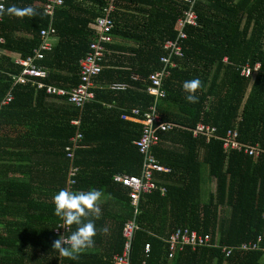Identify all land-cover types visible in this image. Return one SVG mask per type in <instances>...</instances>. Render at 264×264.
<instances>
[{"label": "trees", "instance_id": "obj_1", "mask_svg": "<svg viewBox=\"0 0 264 264\" xmlns=\"http://www.w3.org/2000/svg\"><path fill=\"white\" fill-rule=\"evenodd\" d=\"M3 1L5 9L11 5H31L37 15L20 19L5 12L1 16L0 37L5 42L0 45L4 51L0 54V102L12 84L11 76L21 71L8 53L21 59L32 55L41 43L40 31L47 28L43 13L45 0ZM106 3L107 0H66L57 9L52 35L58 42L37 63L49 71L45 83L62 89L79 85V63L88 53L94 35L89 26L104 16ZM185 9L186 4L179 0H119L111 15L117 42L107 46L112 54L106 55L104 69L94 80L103 87L95 88V101L81 109L67 104L65 111L56 116L62 120L61 128L45 132L58 139L59 156L65 160L61 189L67 188L70 165L65 149L71 147L70 140L76 135L72 120L81 119L79 133L82 135L74 152L73 166L81 169L80 166L93 165L92 159L112 163L110 179L104 184L111 188L113 198L124 205L122 214L112 217L109 223L113 256L122 252L123 226L133 219L134 212L128 191L114 183L113 177L116 174L138 176L143 164V157L133 146L141 138L143 127L123 121L122 117L131 116L132 110L148 111L154 105V96L148 92L149 77L163 68L160 59L168 55L164 46L168 41L177 40L176 25ZM196 13L197 25L186 26L187 38L180 40L183 55L172 57L176 66L169 69L162 83L166 98L157 105L162 120L178 126L162 137L153 152L172 174L160 177L167 188L164 196L154 191L141 202L140 215L136 217L140 230L134 237L133 263L264 264V0H199ZM247 63L252 66L259 63V71L249 77L242 76L241 68ZM193 78H199L203 85L196 93L199 99L195 104L186 101L187 93L182 88L184 81ZM114 83H125L130 88L112 91L109 87ZM12 93L13 101L0 109V132L5 111L38 117L35 118L38 125L47 122L46 117L50 116L47 113L51 111L46 101L57 96L47 95L29 84L14 86ZM36 107H40L38 112ZM197 125L215 129L214 138L208 143L202 136L194 138L192 131ZM235 129L242 144L259 147L258 158L223 152L222 138ZM93 135H97L95 148L89 142ZM7 140L8 136L0 135V154ZM90 146L92 149L87 150ZM81 174L82 171L72 187L74 192L85 188ZM205 177L215 183V190L202 198ZM3 193L7 195L0 188V196ZM47 208L53 212V218L49 220V227L38 233L26 235L13 230L11 234L0 233V264H79L53 250L52 243L58 238L54 229L61 220L54 215L52 205ZM225 208L229 209L228 216H223ZM97 224L106 226L107 222L103 219ZM178 228L210 234L212 244L227 247H239L263 236L262 249L234 250L226 257L218 246L196 251L185 248L170 262L166 240ZM75 230L76 226H71L68 235ZM26 237L31 244L36 245L37 241L46 247L27 253L18 246V240L25 241ZM95 237L98 239L100 235ZM147 244L151 246L148 257L145 255ZM93 257L98 264H112L111 259L102 261L100 256Z\"/></svg>", "mask_w": 264, "mask_h": 264}, {"label": "built area", "instance_id": "obj_2", "mask_svg": "<svg viewBox=\"0 0 264 264\" xmlns=\"http://www.w3.org/2000/svg\"><path fill=\"white\" fill-rule=\"evenodd\" d=\"M66 0H45L43 6L44 16L47 17V28L40 31L42 42L39 49L34 50L33 54L27 56L25 59H17L16 63L21 67L18 75H12V87L5 95V98L0 103V107L9 105L13 101L12 88L16 85L26 86L31 85L37 90L45 91L47 95L57 96L64 100L68 105L81 109L86 104L95 101V84L94 80L103 71V63L106 58L107 46L114 43L113 31L115 28V21L111 15L115 13L119 0H107L106 8L104 9V16L96 19L90 24V28L94 32V40L90 43L89 51L84 58L80 60V83L72 89H62L54 85L45 83V79L49 77V71L40 67L37 63L44 57V52L52 51L54 37L52 30L54 19L58 8H62ZM186 4L187 9L183 11L181 17L176 25L178 31V38L175 41L166 42L164 48L168 51V55L161 57L163 68L150 75V87L148 92L156 99L154 105L148 111L132 110L131 116L124 115L123 121L135 123L143 127L141 138L133 143L138 153L143 157V164L140 175L126 176L117 175L114 181L126 188L128 191L130 203L133 207V219L127 221L122 230V236L125 240L124 251L121 255L114 258V264H132L131 255L134 245L135 233L140 230V226L136 224V217L140 215V205L147 195L152 194L154 191H159L163 196L167 193V188L162 185V179L159 177L163 175L172 174L170 168L164 167L153 154L154 150L159 147L162 142V137L168 133L174 132L178 128L177 125L164 122L162 117L158 114L157 105L159 100L166 98V93L162 89V83L169 74V69L176 66L172 57H182L183 48L180 40L187 38L185 33L186 26L195 27L197 25L196 6L199 0H179ZM0 4L4 5V1L0 0ZM2 18L0 16V23ZM3 38L0 37V45H3ZM226 61V60H225ZM260 64L256 63L251 65L247 63L241 68V75L249 77L259 71ZM110 90L120 92L126 91L128 85L125 83H114L109 87ZM81 119L71 121V126L76 129V135L70 140L71 147L65 149L66 159L69 160L70 165L67 172V189L72 191V187L76 184V177L78 169L73 166L74 152L77 146L82 141V135L79 133ZM161 125H164L161 128ZM216 130L203 125H197L192 131L193 137L197 138L202 136L208 143L210 139L214 138ZM238 130H229L225 138H222V150L225 154L237 153L243 154L251 158H258L260 150L258 146H249L242 144L239 141ZM160 179V180H159ZM61 221L59 224H62ZM57 227V226H56ZM70 227L65 229L55 228L54 235H68ZM168 257L170 260L174 259L178 252L183 251L185 248H190L196 251L201 247H217L218 244L211 242L210 234H199L189 228H178L173 231L167 238ZM263 236H259L256 241L243 243L239 247H220L221 252L226 256L232 255L234 250L241 252H252L262 249ZM151 246L147 244L145 247V255H150ZM143 264H146L145 262Z\"/></svg>", "mask_w": 264, "mask_h": 264}, {"label": "crops", "instance_id": "obj_3", "mask_svg": "<svg viewBox=\"0 0 264 264\" xmlns=\"http://www.w3.org/2000/svg\"><path fill=\"white\" fill-rule=\"evenodd\" d=\"M90 27L91 26H89V28ZM94 38L95 36L93 35L92 41ZM3 41L5 42V39H3ZM57 42L58 38L54 36L52 38L53 49ZM114 42L116 43L117 41L114 39ZM40 44L34 50L39 49ZM107 51L108 55L112 54H110L108 49ZM2 52L4 51L0 49V54H2ZM8 55L12 57L15 64L18 65L16 60L20 59V57L13 53H8ZM107 57L104 62H107ZM135 78L136 77H132L134 80ZM94 84L95 88L103 87L97 85L96 82H94ZM150 85L151 83L148 89ZM11 87L12 84L10 88ZM106 87H109V85ZM10 88L7 90L6 94ZM128 88H130L129 85ZM46 102L47 104L45 105L51 112L47 113L50 116L46 117L47 122L44 124L40 122L38 125L35 122V118L38 117L29 115L28 113L5 111L2 117L4 125H2L3 128H1L0 135L8 136V140L3 143L2 153L0 154V188L7 192V195L3 193V195L1 194L0 196V210L2 212L0 213L1 234H11L12 230L18 233H27L26 235L38 233L36 231L49 227V220L53 218V215H51L53 212L47 208V205H52V207H54L52 202L53 195L61 190V186L64 184L65 177L63 175V168H65V160L59 156L58 139L49 137V134H45V132H49L46 130L50 128H61L60 124L62 120L56 116L60 115L62 111H65L68 105L64 100L57 98L49 99ZM7 106L0 107V109ZM39 108L40 107H36L35 110L38 112ZM53 121H56V124H54ZM55 134H57V131ZM96 138L97 135L90 136L89 138V142L92 143L91 146H93V148H95L94 144L96 143ZM91 146L87 148V150H91ZM91 161H93V163L90 164L93 165L80 166L81 169L77 168L79 169L78 172L81 173L82 171L81 177L84 178L86 183L85 188H80V191H88L94 188L104 193L101 201L102 216L99 220L95 221L97 234L100 235V238L96 239L95 237L94 246L82 251L75 262L79 264H98L96 261L97 259L93 257V255H96L97 257L100 256L102 261L111 259L109 262L114 264V258L117 255H121L124 251L125 240L123 238L124 243L122 252L113 256V251H111L113 245L108 237L111 234L109 223L112 217L122 214L124 205L119 199L113 198L111 188L104 184L107 179H110L109 176L113 171L112 163L106 160L100 161L99 159L98 161L96 159H92ZM115 176H117V174ZM114 177L113 182L116 183ZM205 180L208 183L207 177H205L204 181ZM103 219L106 220L107 225H98L97 222ZM105 227L108 231L102 232L101 229ZM28 241L27 237L25 241L18 240V246L27 253H30L33 249L43 250L42 248L46 247V245H40L37 241H35L36 245ZM168 260L171 262L173 259ZM131 263L135 264L133 263V249Z\"/></svg>", "mask_w": 264, "mask_h": 264}, {"label": "clouds", "instance_id": "obj_4", "mask_svg": "<svg viewBox=\"0 0 264 264\" xmlns=\"http://www.w3.org/2000/svg\"><path fill=\"white\" fill-rule=\"evenodd\" d=\"M5 12L9 16L20 19L37 15L36 9L31 5L25 7L11 5L5 9L4 5L0 4V16H3ZM202 86L199 78L184 81L182 88L187 93L186 101L193 104L198 103L199 98L196 93ZM163 126L161 125V128ZM103 196L104 193L101 190L94 188L76 192L65 188L53 195L54 215L63 221L56 228L68 229L73 225L76 226V230L70 235H59L52 243L53 250L57 251L61 257L77 260L82 251L94 246V238L97 235L95 221L102 216ZM101 231L107 232L108 229L105 227Z\"/></svg>", "mask_w": 264, "mask_h": 264}, {"label": "rangeland", "instance_id": "obj_5", "mask_svg": "<svg viewBox=\"0 0 264 264\" xmlns=\"http://www.w3.org/2000/svg\"><path fill=\"white\" fill-rule=\"evenodd\" d=\"M214 190H215L214 182L208 181V183H207L206 180H205L203 182V185H202V198H206L207 191L214 192ZM228 215H229V209L225 208V214L223 216H228ZM223 216H221V217H223Z\"/></svg>", "mask_w": 264, "mask_h": 264}]
</instances>
